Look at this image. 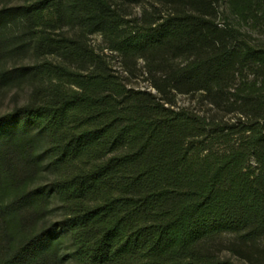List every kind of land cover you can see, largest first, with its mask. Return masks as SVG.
Returning a JSON list of instances; mask_svg holds the SVG:
<instances>
[{
	"label": "trees",
	"instance_id": "trees-1",
	"mask_svg": "<svg viewBox=\"0 0 264 264\" xmlns=\"http://www.w3.org/2000/svg\"><path fill=\"white\" fill-rule=\"evenodd\" d=\"M229 1L264 18V0ZM219 14L220 0L0 3V57L40 59L0 64V87L31 84L0 115V264H264V40ZM105 50L130 75L142 61L154 92Z\"/></svg>",
	"mask_w": 264,
	"mask_h": 264
},
{
	"label": "rangeland",
	"instance_id": "rangeland-1",
	"mask_svg": "<svg viewBox=\"0 0 264 264\" xmlns=\"http://www.w3.org/2000/svg\"><path fill=\"white\" fill-rule=\"evenodd\" d=\"M4 0H0L2 3ZM130 11L133 13L140 15L141 7L134 6L131 7ZM260 16L264 17V12L260 14ZM218 21L222 25L224 21L231 22L234 26L239 28L242 32H249L253 35L254 38L264 40V18H261L259 22L253 23L252 21H243L240 20L234 11H232V7L230 6L229 0H220V14L218 17ZM89 42L96 48L102 45V38L99 34H93L89 36ZM105 53L108 55V60L110 61L112 68L123 78L125 82L130 87L135 89H142V90H154L151 89L149 81L146 79L147 76L142 70L141 65L142 61H139L137 72L134 74H128L124 71L122 60L121 58L115 53L106 51ZM35 60H40L31 52H23L19 55H6L0 57V64L3 66H12V65H21L30 62H34ZM0 65V66H2ZM2 66V67H3ZM31 84L29 82H24L18 85L13 86H3L0 87V115L4 113L10 112L14 107L24 104L27 101L29 92H30ZM176 106L179 107H189L191 109H195L198 111L203 110L202 101L200 96H190V95H182L177 94L175 97Z\"/></svg>",
	"mask_w": 264,
	"mask_h": 264
}]
</instances>
